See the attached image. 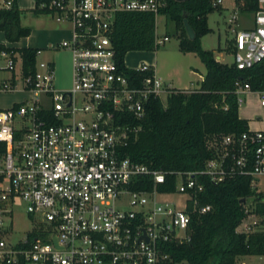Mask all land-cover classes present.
<instances>
[{"label":"built area","instance_id":"1","mask_svg":"<svg viewBox=\"0 0 264 264\" xmlns=\"http://www.w3.org/2000/svg\"><path fill=\"white\" fill-rule=\"evenodd\" d=\"M257 2L255 27L234 36L238 70L264 59V0ZM163 4L164 0H52L47 5L54 20L72 31L70 42L58 45L72 55V88L56 90L53 70L40 62L30 97L0 109V143L5 145L0 155V264H174L164 245L190 241L189 205L199 214L211 210L196 200L203 191L201 178L218 185L249 177L254 190L255 182L264 177V132L249 129L239 136L210 137L212 156L198 172L150 170L121 156V148L141 130L127 123V117L143 119L148 98H160V81L153 74L138 87L130 85L115 64L109 28L116 12L156 14ZM221 4L222 0L213 3ZM11 6L12 0H0V10ZM234 21L235 17L230 22ZM162 42L156 39L155 44ZM0 58L6 61L0 70H15L7 53L0 52ZM150 69L142 63L135 70ZM10 90L14 88L9 80L0 84V92ZM250 93L257 94L264 107V90L252 92L240 81L235 83L237 106L244 102L241 95ZM147 176L152 188L135 189L139 178ZM167 176L175 179L173 192L158 190ZM172 194L185 197L182 209L156 203L158 195ZM122 202L126 208H117ZM22 204L27 218L38 225L33 240V230L19 235L11 221L13 210ZM246 213L242 224L249 218L254 221L247 223L246 232H237L252 233V228L264 225V216L255 218L250 209Z\"/></svg>","mask_w":264,"mask_h":264},{"label":"trees","instance_id":"2","mask_svg":"<svg viewBox=\"0 0 264 264\" xmlns=\"http://www.w3.org/2000/svg\"><path fill=\"white\" fill-rule=\"evenodd\" d=\"M52 0H35L34 8L28 10L34 16L50 15L46 7ZM216 0H164L156 14L146 12L114 13L108 37L114 52L118 72L128 79L131 86L138 87L154 72L137 71L125 66L124 59L131 52H154L156 41V17L163 16L175 26L178 50L198 56L206 69L200 88L194 91L169 90L165 105L159 97L150 96L145 104V116L137 121L127 117V123L140 126L136 139L122 147L120 154L132 162L147 166L150 170L164 172H198L212 156L207 141L212 136H239L248 130L247 122L238 115L235 83L249 84L252 92L264 90V59L252 68L238 70L216 60L212 51L203 50L200 39L210 33L207 16L219 6ZM238 6L252 13L260 10L257 0H235ZM41 5L45 7L41 8ZM17 0L10 9L0 10V33L9 44L28 37L30 28L21 24ZM194 32V39L187 36L184 21ZM9 55L12 64L20 62V77L25 90H29L36 73L38 49L7 47L0 44V52ZM53 70L52 64H48ZM14 72V71H13ZM12 72V73H13ZM15 88L13 78L9 80ZM16 106V105H14ZM13 107V106H12ZM49 116V114H47ZM5 145L0 143V155ZM137 190H150L153 186L149 176L140 177ZM174 177L167 176L166 185L158 190L173 192ZM203 191L196 196L199 206H210L205 214L192 212L188 207L190 241L164 245L174 264H237L241 257H264V232L240 233L238 227L246 219V203L253 202V213L264 216V194L254 191L249 177H239L213 185L207 178L200 179ZM245 200L244 203L241 201ZM30 220L32 218L30 217ZM33 234V235H32ZM29 239L37 237L33 230Z\"/></svg>","mask_w":264,"mask_h":264},{"label":"rangeland","instance_id":"3","mask_svg":"<svg viewBox=\"0 0 264 264\" xmlns=\"http://www.w3.org/2000/svg\"><path fill=\"white\" fill-rule=\"evenodd\" d=\"M27 12H24L25 14ZM235 17V21H230ZM207 25L210 33L200 39V45L203 50L212 51L215 58L220 56V63L225 65L234 64L233 40L238 31L250 30L255 27L254 13L241 9L235 0H222V4L213 13L207 16ZM156 35L158 40L163 41L154 52H131L124 63L127 68L136 69L143 62L155 65V78L160 81L159 96L165 105L166 96L169 90L194 91L201 85V77L205 76L206 69L198 56L193 53L186 55L178 50V39L175 36L174 24L163 16L156 17ZM41 39V36H39ZM71 38L68 40L70 42ZM16 46V43L14 44ZM64 50V49H63ZM41 55H38V61ZM0 65H6V61L1 60ZM153 69V70H154ZM16 86L14 90L0 92V109H9L15 103H21L30 97V93L25 90L20 77V66H15ZM8 74L9 71L7 72ZM54 88L59 91H70L72 82L68 74H63L57 70L54 72ZM244 100L238 109V115L247 122L250 131L264 132V107H260L257 94L250 93L241 95ZM16 125V124H15ZM257 193L264 194V177L255 182ZM183 195H158L156 203L163 208L165 206L171 209L183 208ZM150 203L151 198L148 197ZM167 204V205H166ZM25 204L13 210L12 224L19 235L26 230H34L37 224L31 223L27 218ZM117 208H126V204H116ZM246 209L253 211V202L248 200ZM253 217L258 218L259 216ZM254 221L253 218L247 219L245 224L238 228V231L246 232V225ZM264 232V225L252 228V232ZM237 264H264V257H241L237 259Z\"/></svg>","mask_w":264,"mask_h":264},{"label":"crops","instance_id":"4","mask_svg":"<svg viewBox=\"0 0 264 264\" xmlns=\"http://www.w3.org/2000/svg\"><path fill=\"white\" fill-rule=\"evenodd\" d=\"M34 3L35 0H17L18 8L24 12L32 10L34 8ZM21 24L24 27L30 28L31 33L28 37L19 40L15 46V43H7L3 35L0 33V44H3L7 47L32 48L40 50L39 55H41L42 58H40L39 61L37 58V63L44 62L47 64H52L53 81L54 72L57 70L58 72L60 71L63 74H68V77L72 82V55L69 51L63 50L58 47L61 42L68 41L72 37V31L70 26L66 23L56 22L51 15L34 16L29 12L22 14ZM39 36H41V39H39ZM156 39H158L157 35ZM186 55H189V53H187ZM220 58V56H217L216 60L220 61ZM1 60L2 59L0 58V62H2ZM143 63L150 65L152 67V70L155 68L153 62ZM17 64H19L20 66L19 61L16 63V65ZM0 68H2L1 65ZM7 72L8 71L0 70V84L6 80H10L11 78H13L16 84L15 71L13 73L9 72L10 74H8ZM153 72L154 74H156L155 69L153 70ZM203 79L204 77L202 76L201 82L203 81ZM16 104L19 103H15L13 104V106Z\"/></svg>","mask_w":264,"mask_h":264},{"label":"water","instance_id":"5","mask_svg":"<svg viewBox=\"0 0 264 264\" xmlns=\"http://www.w3.org/2000/svg\"><path fill=\"white\" fill-rule=\"evenodd\" d=\"M175 1H177V2H184L185 0H175ZM184 27H185V30H186V33H187L188 38H189L190 40H193L194 37H195L194 32H193V30L190 28V26L188 25V23H187L186 20L184 21ZM241 202L244 203L245 200H242ZM53 241H54V243L56 244V238H53Z\"/></svg>","mask_w":264,"mask_h":264}]
</instances>
